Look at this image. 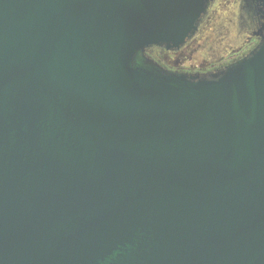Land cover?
<instances>
[{"label": "water", "instance_id": "95a60500", "mask_svg": "<svg viewBox=\"0 0 264 264\" xmlns=\"http://www.w3.org/2000/svg\"><path fill=\"white\" fill-rule=\"evenodd\" d=\"M209 2L0 0V264H264V31L204 73L148 54Z\"/></svg>", "mask_w": 264, "mask_h": 264}, {"label": "flooded vegetation", "instance_id": "af4514ba", "mask_svg": "<svg viewBox=\"0 0 264 264\" xmlns=\"http://www.w3.org/2000/svg\"><path fill=\"white\" fill-rule=\"evenodd\" d=\"M215 0H210L204 15L201 17L197 31L186 43L175 51H165L161 49H150L148 54L161 66L172 71L187 73H204L220 69L235 60L248 54L258 43L261 31H264V0H228L227 4H235L237 40L233 47L224 49L221 56L209 58L204 63L193 61L191 58L190 46L194 43L196 36L210 28V19L216 13L214 7ZM187 50H190L188 53ZM156 53L158 57L154 56Z\"/></svg>", "mask_w": 264, "mask_h": 264}, {"label": "rangeland", "instance_id": "374dc122", "mask_svg": "<svg viewBox=\"0 0 264 264\" xmlns=\"http://www.w3.org/2000/svg\"><path fill=\"white\" fill-rule=\"evenodd\" d=\"M227 1L215 0L214 7L217 10L210 19V28L206 31L201 30L202 32L196 36L194 43L189 47L193 61L204 63L209 58L221 56L224 49L228 50V46L233 47L239 40L235 4H227ZM153 54L158 57L156 53Z\"/></svg>", "mask_w": 264, "mask_h": 264}]
</instances>
